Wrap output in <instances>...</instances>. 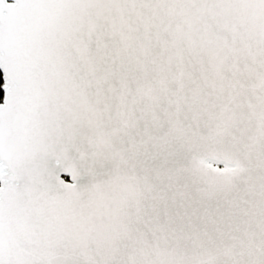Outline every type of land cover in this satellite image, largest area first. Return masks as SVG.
<instances>
[{
	"label": "snow or ice",
	"instance_id": "1",
	"mask_svg": "<svg viewBox=\"0 0 264 264\" xmlns=\"http://www.w3.org/2000/svg\"><path fill=\"white\" fill-rule=\"evenodd\" d=\"M0 264H264V0H0Z\"/></svg>",
	"mask_w": 264,
	"mask_h": 264
},
{
	"label": "trees",
	"instance_id": "2",
	"mask_svg": "<svg viewBox=\"0 0 264 264\" xmlns=\"http://www.w3.org/2000/svg\"><path fill=\"white\" fill-rule=\"evenodd\" d=\"M2 85H3V75H2V72L0 71V102H2V100H3V88H2Z\"/></svg>",
	"mask_w": 264,
	"mask_h": 264
},
{
	"label": "water",
	"instance_id": "3",
	"mask_svg": "<svg viewBox=\"0 0 264 264\" xmlns=\"http://www.w3.org/2000/svg\"><path fill=\"white\" fill-rule=\"evenodd\" d=\"M2 72V71H1ZM2 75H3V73H2Z\"/></svg>",
	"mask_w": 264,
	"mask_h": 264
}]
</instances>
